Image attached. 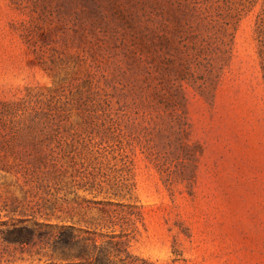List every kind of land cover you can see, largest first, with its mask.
<instances>
[{
    "label": "rangeland",
    "instance_id": "rangeland-1",
    "mask_svg": "<svg viewBox=\"0 0 264 264\" xmlns=\"http://www.w3.org/2000/svg\"><path fill=\"white\" fill-rule=\"evenodd\" d=\"M261 16L0 0V264H89L52 246L63 225L113 264H264Z\"/></svg>",
    "mask_w": 264,
    "mask_h": 264
},
{
    "label": "trees",
    "instance_id": "trees-1",
    "mask_svg": "<svg viewBox=\"0 0 264 264\" xmlns=\"http://www.w3.org/2000/svg\"><path fill=\"white\" fill-rule=\"evenodd\" d=\"M256 39L258 41V55L260 59V69L262 73V79L264 83V16L260 17L259 24L256 29ZM90 230H85L82 228H74V226H65L59 228V230L54 234V239L52 241L53 247H61L63 251H72L74 255L80 259L88 261L89 264H113L108 258V250L105 245L98 246L95 243V238L89 234L94 235L95 232ZM83 233H88L84 235ZM22 234H17L14 238L15 240H22ZM27 236H25L26 239ZM112 244V242H108ZM121 243L116 242L114 245L119 246ZM89 247L97 249L95 254L90 255ZM119 250V249H118ZM93 261H90L89 258Z\"/></svg>",
    "mask_w": 264,
    "mask_h": 264
}]
</instances>
